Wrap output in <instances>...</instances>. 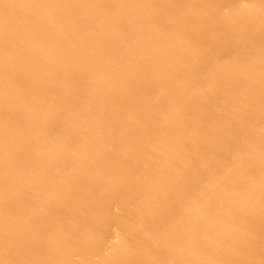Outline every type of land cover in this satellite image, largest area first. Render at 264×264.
Listing matches in <instances>:
<instances>
[{"label":"bare ground","instance_id":"bare-ground-1","mask_svg":"<svg viewBox=\"0 0 264 264\" xmlns=\"http://www.w3.org/2000/svg\"><path fill=\"white\" fill-rule=\"evenodd\" d=\"M0 264H264V0H0Z\"/></svg>","mask_w":264,"mask_h":264}]
</instances>
